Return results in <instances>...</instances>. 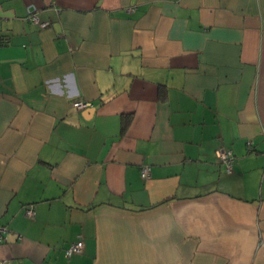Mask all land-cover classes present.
Masks as SVG:
<instances>
[{
	"label": "crops",
	"instance_id": "crops-1",
	"mask_svg": "<svg viewBox=\"0 0 264 264\" xmlns=\"http://www.w3.org/2000/svg\"><path fill=\"white\" fill-rule=\"evenodd\" d=\"M0 38V264H264V0H0Z\"/></svg>",
	"mask_w": 264,
	"mask_h": 264
},
{
	"label": "built area",
	"instance_id": "built-area-1",
	"mask_svg": "<svg viewBox=\"0 0 264 264\" xmlns=\"http://www.w3.org/2000/svg\"><path fill=\"white\" fill-rule=\"evenodd\" d=\"M27 17L31 21L38 23V25L40 27H44L47 25V22H39L37 15L34 12V8L33 9L28 8V16ZM0 44H1V38H0ZM87 105H88V103L83 102V101H75L73 103V106H75L77 108H82V107H85ZM216 155L228 167L230 166V162L232 160V155H231V151L229 149H221L220 148L216 151ZM148 175H149V168L147 166L142 167L141 168V176L147 177ZM25 212L29 215H32L33 214V207H27ZM5 231H6V227L0 223V242L3 240V234ZM82 246H83L82 240H77L76 242L71 244L70 247L66 250L67 255H70L73 252L80 251L82 249Z\"/></svg>",
	"mask_w": 264,
	"mask_h": 264
}]
</instances>
